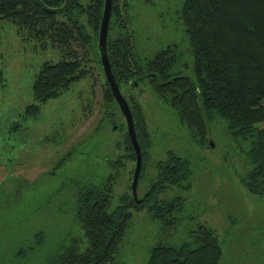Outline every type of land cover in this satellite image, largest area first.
Masks as SVG:
<instances>
[{
  "label": "rangeland",
  "instance_id": "obj_1",
  "mask_svg": "<svg viewBox=\"0 0 264 264\" xmlns=\"http://www.w3.org/2000/svg\"><path fill=\"white\" fill-rule=\"evenodd\" d=\"M80 1L87 5L89 0ZM130 4L128 24L124 22L134 33L137 54L152 57L176 43L182 54L180 73L195 78L179 15L183 0H130ZM80 19L85 23L84 15ZM86 31L91 42L74 45L87 76L42 105L36 116H26V106L34 102L36 74L44 62H57L65 51L29 34L17 21H0V264H47V257L79 232L71 209L75 193L89 183L116 173L113 207L123 195L132 194L137 160L127 156L125 131L115 128L110 116L104 120L106 75L97 36L88 26ZM140 87L133 94L144 105L152 145L138 197L150 189L158 165L170 154L188 158L192 172L189 188L179 191L186 198L179 228L164 231L148 206L134 210L117 264H148L155 244L182 240L199 224L219 235L224 250L221 264H264V196L246 189L244 178L252 164L231 138L226 121L216 119L211 138L215 146L203 148L180 122L176 109L161 102L148 84ZM114 118L125 121L117 111ZM41 230L44 244L38 245L35 234ZM20 250L23 255L18 256Z\"/></svg>",
  "mask_w": 264,
  "mask_h": 264
},
{
  "label": "trees",
  "instance_id": "obj_2",
  "mask_svg": "<svg viewBox=\"0 0 264 264\" xmlns=\"http://www.w3.org/2000/svg\"><path fill=\"white\" fill-rule=\"evenodd\" d=\"M43 1L56 8L66 0ZM104 1L89 0L84 5L80 0H70L65 10L53 13L36 0H0V21H17L29 34L65 51L57 62H44L36 74L34 102L26 106V116H36L42 105L87 76L74 44L91 42L87 26L98 41ZM130 6V0H113L107 47L115 78L134 115L143 155L140 177L152 136L144 105L133 90L140 91L141 83H146L161 102L177 110L180 122L203 148L210 146L216 119L225 120L231 138L252 164L244 178L246 189L264 196V0H183L179 15L193 56L195 78L180 73L182 54L176 43L152 57L137 54L134 33L127 25ZM60 15H66V20H58ZM82 15L85 23L81 22ZM103 85L104 120L110 116L113 125L125 131L127 156L135 160L126 121L114 118L116 111L124 115L107 78ZM191 172L188 158L170 154L158 165V174L142 201H137L133 192L127 193L115 207L116 173L80 188L71 209L79 232L52 252L47 264H117L133 211L146 206L164 231L179 228L186 210V198L179 191L189 188ZM35 238L38 245H43L44 231L37 232ZM21 255L22 250L18 253ZM223 255L219 235L208 225L199 224L188 229L182 240L155 244L148 264H221Z\"/></svg>",
  "mask_w": 264,
  "mask_h": 264
},
{
  "label": "water",
  "instance_id": "obj_3",
  "mask_svg": "<svg viewBox=\"0 0 264 264\" xmlns=\"http://www.w3.org/2000/svg\"><path fill=\"white\" fill-rule=\"evenodd\" d=\"M40 4H42L49 12H61L65 10L70 0H66L64 5L61 7L51 8L48 7L43 0H36ZM112 5L113 0H105L104 1V8H103V14L102 19L99 27V36H98V52L100 55V60L106 75V78L110 84L111 90L117 100V103L120 107V110L122 114L124 115L127 131L129 134V137L131 139V142L134 146L135 153H136V166L133 173V180H132V192L133 196L137 199V201H142L144 197L139 198L138 197V183L140 179V174L143 166V155H142V149L140 142L137 137V132L135 128V121H134V115L131 109V106L129 104L128 99L123 94L112 69L111 61L108 55V47H107V40H108V32H109V25L112 15ZM116 128V126H115ZM210 146H215L214 141L210 140Z\"/></svg>",
  "mask_w": 264,
  "mask_h": 264
},
{
  "label": "flooded vegetation",
  "instance_id": "obj_4",
  "mask_svg": "<svg viewBox=\"0 0 264 264\" xmlns=\"http://www.w3.org/2000/svg\"><path fill=\"white\" fill-rule=\"evenodd\" d=\"M146 194H148V193H146ZM146 194L143 196L144 198H145Z\"/></svg>",
  "mask_w": 264,
  "mask_h": 264
}]
</instances>
